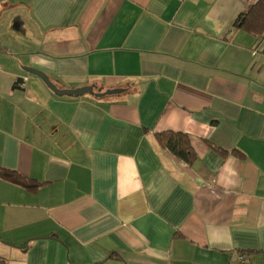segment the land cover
<instances>
[{"label": "crops", "instance_id": "0c3cea01", "mask_svg": "<svg viewBox=\"0 0 264 264\" xmlns=\"http://www.w3.org/2000/svg\"><path fill=\"white\" fill-rule=\"evenodd\" d=\"M254 1L0 0V264H264Z\"/></svg>", "mask_w": 264, "mask_h": 264}, {"label": "trees", "instance_id": "16d2710c", "mask_svg": "<svg viewBox=\"0 0 264 264\" xmlns=\"http://www.w3.org/2000/svg\"><path fill=\"white\" fill-rule=\"evenodd\" d=\"M232 27L247 31L256 40L264 38V0H255L246 11L240 13ZM157 142L167 149L176 159L191 165L196 160V153L187 133L176 131H161L155 135ZM3 176H14L22 181L28 189L34 190L33 179L22 176L17 171L0 167Z\"/></svg>", "mask_w": 264, "mask_h": 264}, {"label": "water", "instance_id": "95a60500", "mask_svg": "<svg viewBox=\"0 0 264 264\" xmlns=\"http://www.w3.org/2000/svg\"><path fill=\"white\" fill-rule=\"evenodd\" d=\"M22 69L40 78L45 83V85L57 95L82 96L86 93H93L95 96L102 97L105 95L123 92V89H109L102 93H94L92 86H82L75 89H60L49 79L47 74L42 70L30 66H22ZM22 82H23V77H18L15 81V85H16L15 87L18 88L17 85L21 84Z\"/></svg>", "mask_w": 264, "mask_h": 264}, {"label": "built area", "instance_id": "2783aa9c", "mask_svg": "<svg viewBox=\"0 0 264 264\" xmlns=\"http://www.w3.org/2000/svg\"><path fill=\"white\" fill-rule=\"evenodd\" d=\"M239 259H240V261H246V259H245V257H244L243 255H241V256L239 257Z\"/></svg>", "mask_w": 264, "mask_h": 264}]
</instances>
